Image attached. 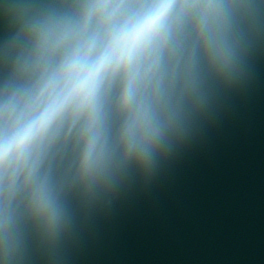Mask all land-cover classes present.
<instances>
[{"label": "water", "instance_id": "1", "mask_svg": "<svg viewBox=\"0 0 264 264\" xmlns=\"http://www.w3.org/2000/svg\"><path fill=\"white\" fill-rule=\"evenodd\" d=\"M96 2L0 0V140L102 37ZM111 2L123 22L156 0ZM175 4L135 71V134L117 74L0 167V264H264V0Z\"/></svg>", "mask_w": 264, "mask_h": 264}, {"label": "clouds", "instance_id": "2", "mask_svg": "<svg viewBox=\"0 0 264 264\" xmlns=\"http://www.w3.org/2000/svg\"><path fill=\"white\" fill-rule=\"evenodd\" d=\"M177 6L175 0H156L130 19L117 22L119 5L97 0L91 12L101 20L102 37H91L72 49L53 78L55 94L31 119L0 140V167L18 162L69 105L79 111L95 110L102 86L117 74L127 77L120 101L121 108L130 113L124 135L135 134L142 123L135 111V71L142 58L161 42L169 15Z\"/></svg>", "mask_w": 264, "mask_h": 264}]
</instances>
